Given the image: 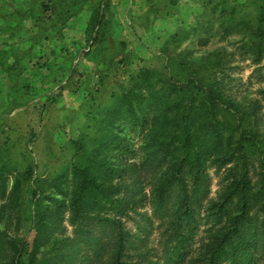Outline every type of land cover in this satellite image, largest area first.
<instances>
[{
  "label": "trees",
  "instance_id": "trees-1",
  "mask_svg": "<svg viewBox=\"0 0 264 264\" xmlns=\"http://www.w3.org/2000/svg\"><path fill=\"white\" fill-rule=\"evenodd\" d=\"M203 60L220 65L219 57ZM193 69L182 81L148 70L130 76L105 109L95 147L85 152L80 138L73 140L78 159L49 180L50 191H33L30 241L13 235L20 180L8 189L0 174V264H264L261 104L237 101L222 68L218 80ZM125 127L139 129L136 147ZM210 165L219 187L207 197ZM146 201L149 214L141 210ZM154 218L157 257L147 245Z\"/></svg>",
  "mask_w": 264,
  "mask_h": 264
},
{
  "label": "rangeland",
  "instance_id": "rangeland-1",
  "mask_svg": "<svg viewBox=\"0 0 264 264\" xmlns=\"http://www.w3.org/2000/svg\"><path fill=\"white\" fill-rule=\"evenodd\" d=\"M207 56L220 65L202 62ZM196 66L217 80L222 68L237 101L257 98L264 130V0H0V174L8 189L15 178L21 184L13 235L30 241L33 191H50L49 180L78 159L73 140L80 138L85 152L95 147L105 109L131 75L148 70L182 81ZM124 134L139 144L138 128ZM208 172L212 197L220 173L214 165ZM143 206L149 214V203ZM125 223L137 231L131 219ZM156 224L154 218L147 240L155 257Z\"/></svg>",
  "mask_w": 264,
  "mask_h": 264
}]
</instances>
